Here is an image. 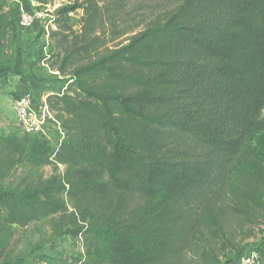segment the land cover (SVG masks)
I'll use <instances>...</instances> for the list:
<instances>
[{
  "label": "trees",
  "instance_id": "16d2710c",
  "mask_svg": "<svg viewBox=\"0 0 264 264\" xmlns=\"http://www.w3.org/2000/svg\"><path fill=\"white\" fill-rule=\"evenodd\" d=\"M125 7L73 0L55 10L52 65L69 78L48 96L49 121L65 135L54 148L0 134V230L61 214L85 248L65 264H181L187 250L212 261L228 218L264 211V0H178L148 21ZM20 162L67 169L3 187ZM252 249L264 264V243Z\"/></svg>",
  "mask_w": 264,
  "mask_h": 264
},
{
  "label": "rangeland",
  "instance_id": "374dc122",
  "mask_svg": "<svg viewBox=\"0 0 264 264\" xmlns=\"http://www.w3.org/2000/svg\"><path fill=\"white\" fill-rule=\"evenodd\" d=\"M73 0H2L4 21L0 22V134L17 133L26 135L19 122L17 101L27 96L33 107L40 108L48 104V96L65 91L66 80L52 65L59 52L55 39L49 35L56 29L53 22L55 10ZM115 0H113L114 2ZM124 3V13L141 20H153L166 14L178 0H117ZM101 4H105L104 1ZM21 10L35 14L32 26L20 29L17 24ZM83 9L72 13V24L78 32L82 29ZM122 17V13H119ZM142 24L137 30L141 29ZM3 31H5L3 33ZM129 33L111 43L110 46L126 42ZM20 71L21 74L15 73ZM53 112V111H52ZM54 113H52L53 116ZM50 123V124H49ZM46 127V139L56 148L64 137L59 135L57 128L49 121ZM57 129V130H56ZM60 133V132H59ZM42 137H45L41 135ZM66 137V136H65ZM67 166L65 164H48L40 168L32 167L26 162H20L17 167L2 182L3 187L25 188L35 186L41 180L55 175L63 177ZM64 198L67 199L66 194ZM68 207L72 210V203ZM252 216H233L226 222L227 241L222 245L211 243L212 261L206 262L204 257L194 251L183 253L181 264H232L245 250H253L264 243V211L254 210ZM62 220V221H61ZM61 224L60 229L55 228ZM71 228L67 219H61V214L32 222L26 226L13 224L0 230V260L25 257L34 260L39 256L44 261L39 264H65L72 257L85 252L83 241L74 237L68 229ZM62 230L63 235L58 236Z\"/></svg>",
  "mask_w": 264,
  "mask_h": 264
},
{
  "label": "built area",
  "instance_id": "2783aa9c",
  "mask_svg": "<svg viewBox=\"0 0 264 264\" xmlns=\"http://www.w3.org/2000/svg\"><path fill=\"white\" fill-rule=\"evenodd\" d=\"M35 14L21 10L18 14L17 24L20 29L32 26L35 21ZM17 113L19 122L26 135H34L46 138V127L49 120L53 118L52 113L49 110L48 105H44L40 108L33 107L29 97L24 96L17 101ZM50 124V123H49ZM60 134L64 137L65 133L59 126ZM232 264H260L258 260V254L255 250H245L241 256Z\"/></svg>",
  "mask_w": 264,
  "mask_h": 264
}]
</instances>
